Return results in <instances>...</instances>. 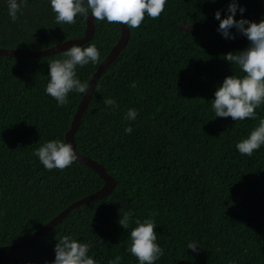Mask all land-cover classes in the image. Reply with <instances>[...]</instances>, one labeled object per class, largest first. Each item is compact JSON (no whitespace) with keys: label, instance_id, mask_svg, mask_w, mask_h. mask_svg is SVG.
Returning <instances> with one entry per match:
<instances>
[{"label":"trees","instance_id":"obj_1","mask_svg":"<svg viewBox=\"0 0 264 264\" xmlns=\"http://www.w3.org/2000/svg\"><path fill=\"white\" fill-rule=\"evenodd\" d=\"M245 8L234 19L259 23L260 0H237ZM229 0H168L156 19L145 16L119 56L98 80L74 133L83 156L114 179L112 192L74 209L37 243L5 253L0 264H51L59 238L71 234L90 245L97 264H137L126 249L135 220L154 219L164 254L155 264H264V146L251 156L235 145L264 119L214 118L211 100L226 76L243 75L224 55L248 47L245 37L223 39L213 14L224 18ZM48 0H27L12 22L0 0V48L40 51L83 37L86 18L57 24ZM188 20L193 30L177 25ZM120 37V27L94 20L92 39L100 62L77 68L88 83ZM51 57H0V248L19 244L71 203L103 185L98 173L74 161L47 170L35 149L68 132L83 95L69 93L58 107L45 94ZM135 82L136 87L130 85ZM111 96L119 107H105ZM136 109L135 121L125 119ZM131 126L130 134L124 128ZM131 213L129 227L118 221ZM195 241L197 252L187 249Z\"/></svg>","mask_w":264,"mask_h":264},{"label":"clouds","instance_id":"obj_2","mask_svg":"<svg viewBox=\"0 0 264 264\" xmlns=\"http://www.w3.org/2000/svg\"><path fill=\"white\" fill-rule=\"evenodd\" d=\"M26 3L27 0H7V12L12 22L18 19V14H22V6ZM167 3L168 0H48L57 24L71 25L77 22V17L92 16L97 21L109 24L119 22L127 30L139 28L145 16L158 18ZM244 11L245 8L237 0H229L223 19L220 10L213 14L214 19L219 22L216 31L223 39H236V35L230 32L235 29L237 34L249 42L247 48L223 56L231 68L235 66L243 75L226 76L214 91V99L211 100L214 118H231L235 122L257 119L255 110L264 105V19L259 23L244 18L234 19L238 12L242 16ZM63 55V59L52 60L48 64V82L45 87V94L53 98L58 107L69 102V93L85 95L87 92L89 84L78 78L77 68L100 62V52L95 44L87 47L73 45L63 51ZM130 87L135 88V82ZM103 103L112 110L119 107L116 99L111 96L105 97ZM137 115L136 109L129 108L125 119L135 121ZM132 131L131 126L124 128L126 135ZM262 146L264 119H260L258 126L235 145L240 154L247 156H251ZM34 155L47 170H63L77 159L72 145L62 139L46 141L35 149ZM130 217L131 213L123 215L118 221L119 225L127 229ZM134 223L136 226L130 231V243L126 251L136 258L137 264H155L164 254V249L157 243L154 219H137ZM199 248L195 241L187 244V249L194 253ZM89 249L88 243L77 240L73 235H62L55 244L54 260L51 264H97L88 254ZM120 259L117 256L109 264H120Z\"/></svg>","mask_w":264,"mask_h":264},{"label":"water","instance_id":"obj_3","mask_svg":"<svg viewBox=\"0 0 264 264\" xmlns=\"http://www.w3.org/2000/svg\"><path fill=\"white\" fill-rule=\"evenodd\" d=\"M94 17L89 16L86 18V29L84 35L80 39L69 40L64 43L58 44L51 48L40 50V51H30V50H13V49H1L0 48V57H10L14 59H36V58H45L51 57L53 55L62 53L67 50L69 47L73 45L84 46L87 44L93 37L94 34ZM117 25L120 27V37L116 44L111 48L108 55L101 61L95 72L92 74L90 81L88 82L89 87L85 95H83L80 100L78 107L74 113L73 119L71 121L70 128L66 133L65 140L67 143L71 144L73 150L76 152V161L85 165L93 170H95L100 178L103 181V185L97 192L84 197L78 201L71 203L67 206L63 211H61L57 216L51 219L44 226L39 228L36 232H34L30 237H28L25 241L19 244H13L10 246H4L0 248V259L5 253L10 252H19L23 251L35 243H37L45 234H47L52 228L61 223L74 209L77 207L89 203L92 200L98 199L100 197H105L109 195L115 187V181L112 179L104 169V167L98 164L96 161H93L82 154H80L74 145V133L76 132L81 117L85 112L91 98L93 92L95 90L96 84L100 79L101 75L106 71V69L111 65V63L119 56L124 47L127 44L129 39V29L127 30L126 26L120 25L117 22Z\"/></svg>","mask_w":264,"mask_h":264},{"label":"rangeland","instance_id":"obj_4","mask_svg":"<svg viewBox=\"0 0 264 264\" xmlns=\"http://www.w3.org/2000/svg\"><path fill=\"white\" fill-rule=\"evenodd\" d=\"M260 4L264 6V0H260ZM177 27L183 33L190 32L194 28L193 25L188 20H181L178 23Z\"/></svg>","mask_w":264,"mask_h":264}]
</instances>
